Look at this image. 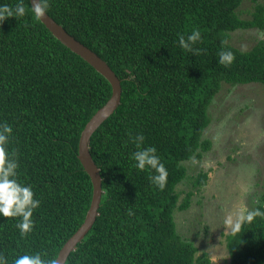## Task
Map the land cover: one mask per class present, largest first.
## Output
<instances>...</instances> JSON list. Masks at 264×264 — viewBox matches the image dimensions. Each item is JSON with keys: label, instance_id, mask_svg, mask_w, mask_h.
Returning <instances> with one entry per match:
<instances>
[{"label": "trees", "instance_id": "obj_1", "mask_svg": "<svg viewBox=\"0 0 264 264\" xmlns=\"http://www.w3.org/2000/svg\"><path fill=\"white\" fill-rule=\"evenodd\" d=\"M25 14L0 21V123L12 127L8 149L18 179L40 201L31 232L19 217L0 216V254L11 261L39 252L57 259L84 223L93 186L79 158L86 124L110 99L112 87L81 57L57 40L22 0ZM243 0H48L47 14L92 49L121 80L116 111L93 134L89 147L102 176L103 196L91 230L65 264H210L179 235L175 211H186L193 191L177 186L184 165L212 148L203 139L209 108L223 84L264 86V39L242 51L229 43L239 29L264 31V3L252 17L237 13ZM17 0H0L14 6ZM199 29L187 51L178 34ZM234 60L219 63V52ZM143 135L138 149L132 137ZM154 146L167 170L163 190L155 170L135 167L132 153ZM209 174L193 178L207 185ZM261 204L264 211V192ZM254 208V209H255ZM229 264H264V218L244 222L227 237Z\"/></svg>", "mask_w": 264, "mask_h": 264}, {"label": "rangeland", "instance_id": "obj_2", "mask_svg": "<svg viewBox=\"0 0 264 264\" xmlns=\"http://www.w3.org/2000/svg\"><path fill=\"white\" fill-rule=\"evenodd\" d=\"M254 6L253 0H243L237 10L240 18L251 19ZM262 39V30L239 29L231 33L229 43L247 51ZM209 115L211 123L203 139L211 140L212 148L202 159L194 158L184 163L188 177L177 186L181 193L179 203L189 191L194 195L190 208L176 210L174 217L179 235L192 241L199 255H222L218 264H229L226 243L229 235L225 233H230V229L225 226L224 217L241 199L249 209L262 203L264 86L223 84L209 108ZM200 172H207L209 179L206 186L196 189L192 181Z\"/></svg>", "mask_w": 264, "mask_h": 264}, {"label": "clouds", "instance_id": "obj_3", "mask_svg": "<svg viewBox=\"0 0 264 264\" xmlns=\"http://www.w3.org/2000/svg\"><path fill=\"white\" fill-rule=\"evenodd\" d=\"M49 8L48 0H33L31 11L37 20L42 19ZM25 14V8L22 0L12 6L9 4H0V21H4L10 17L17 19ZM179 45L181 48L190 51L192 45L201 38L199 29L193 28L190 34H178ZM234 60V53L231 50H221L219 52V63L230 64ZM12 127L7 123H0V216L3 217H19L16 227L21 235H25L32 231L34 226L33 211L38 208L40 201L34 198V191L31 185L25 184L18 179L17 169L19 167L17 159L13 158L12 153L8 149ZM137 148H141L144 140L143 135L132 137ZM157 149L154 146L143 147L141 150L132 153V159L135 161V167L140 170H155L154 175L149 176L152 184L163 190L167 182V170L164 163L160 161V157L156 154ZM264 218V211L260 208L249 209L247 204L241 199L224 217V224L230 229L231 235L235 230L241 227L244 222H251L254 218ZM199 256V253H197ZM222 255L210 254V264H218ZM0 264H9L8 259L0 254ZM11 264H58L56 259H49L47 255L42 256L41 253L22 254L11 261Z\"/></svg>", "mask_w": 264, "mask_h": 264}, {"label": "water", "instance_id": "obj_4", "mask_svg": "<svg viewBox=\"0 0 264 264\" xmlns=\"http://www.w3.org/2000/svg\"><path fill=\"white\" fill-rule=\"evenodd\" d=\"M33 0H30L32 6ZM52 35L65 45L73 53L81 57L85 62L92 66L99 74L108 80L112 87V94L107 103L100 108L86 124L79 140L78 158L91 179L93 195L90 208L87 212L84 223L78 231L65 243L57 257L58 264H65L71 252L82 242L88 232L93 227L99 214V208L103 196L102 177L100 169L92 158L89 143L95 131L105 122L118 108L121 103L122 85L121 80L103 60L92 49L84 45L79 40L70 35L63 26L57 23L47 13L39 19Z\"/></svg>", "mask_w": 264, "mask_h": 264}, {"label": "bare ground", "instance_id": "obj_5", "mask_svg": "<svg viewBox=\"0 0 264 264\" xmlns=\"http://www.w3.org/2000/svg\"><path fill=\"white\" fill-rule=\"evenodd\" d=\"M102 177V176H101Z\"/></svg>", "mask_w": 264, "mask_h": 264}]
</instances>
